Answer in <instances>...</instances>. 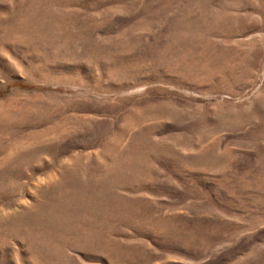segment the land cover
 <instances>
[{"label":"rangeland","instance_id":"obj_1","mask_svg":"<svg viewBox=\"0 0 264 264\" xmlns=\"http://www.w3.org/2000/svg\"><path fill=\"white\" fill-rule=\"evenodd\" d=\"M0 264H264V0H0Z\"/></svg>","mask_w":264,"mask_h":264},{"label":"bare ground","instance_id":"obj_2","mask_svg":"<svg viewBox=\"0 0 264 264\" xmlns=\"http://www.w3.org/2000/svg\"><path fill=\"white\" fill-rule=\"evenodd\" d=\"M43 211V210H42ZM39 213V212H38ZM78 216V215H77ZM29 240V239H28Z\"/></svg>","mask_w":264,"mask_h":264}]
</instances>
